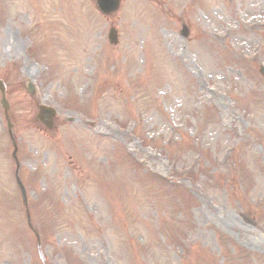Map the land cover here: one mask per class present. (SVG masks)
Here are the masks:
<instances>
[{"label": "rangeland", "instance_id": "rangeland-1", "mask_svg": "<svg viewBox=\"0 0 264 264\" xmlns=\"http://www.w3.org/2000/svg\"><path fill=\"white\" fill-rule=\"evenodd\" d=\"M242 1L0 0V264H264V0Z\"/></svg>", "mask_w": 264, "mask_h": 264}, {"label": "bare ground", "instance_id": "bare-ground-1", "mask_svg": "<svg viewBox=\"0 0 264 264\" xmlns=\"http://www.w3.org/2000/svg\"><path fill=\"white\" fill-rule=\"evenodd\" d=\"M260 1H262V0H243L242 1V20H244L245 19V17L246 18H250L251 16H253L252 14L256 11V7H255V5H258V3L260 2ZM259 14H260V12H259ZM7 43H8V46L10 47V40H9V37H7ZM197 51V50H196ZM197 54H199V52L197 53ZM196 54V56H195V59H197L198 58V55ZM164 55H167L168 56V53L165 51L164 52ZM187 62L188 63H190V60H187ZM25 71V73L27 74V75H30L29 74V69H25L24 70ZM171 71V70H170ZM174 83H172V85H173ZM201 90L203 91V88H201ZM175 91H177V88H175ZM205 94L207 95V97H209L210 98V93L206 90L205 91ZM179 99L178 100H176L175 101V103H178L179 104V102L181 101H179ZM177 104V105H178ZM176 106V105H175ZM229 116H231V115H229ZM229 120H231V121H233L231 118L229 119ZM98 130H100V131H105V132H108V131H110V129L109 128H107V127H105L104 125H102V124H99L98 125ZM112 132H114V131H112ZM129 148H134V145L133 144H131V145H129L128 146ZM163 167V166H162ZM241 217H242V225H244V226H248V225H250L251 224V220H250V218L247 216V215H245L244 217L241 215ZM100 238H101V240H106V238H105V235H103V234H101V236H100ZM106 244H107V241L105 242Z\"/></svg>", "mask_w": 264, "mask_h": 264}, {"label": "water", "instance_id": "water-1", "mask_svg": "<svg viewBox=\"0 0 264 264\" xmlns=\"http://www.w3.org/2000/svg\"><path fill=\"white\" fill-rule=\"evenodd\" d=\"M96 4L99 8V10L103 14H109L117 9L118 6V0H96ZM110 38L113 41L114 40V33L113 31L110 34ZM0 91L3 93V88L0 83ZM29 91L33 92L32 87H29ZM1 105L5 110H7V104L5 103V100L3 99L1 101ZM54 116V113L47 108H41L40 109V115L37 118V120L41 121L47 128H51V118Z\"/></svg>", "mask_w": 264, "mask_h": 264}]
</instances>
